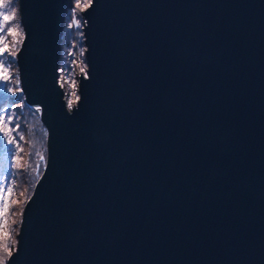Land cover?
<instances>
[{"label": "water", "instance_id": "95a60500", "mask_svg": "<svg viewBox=\"0 0 264 264\" xmlns=\"http://www.w3.org/2000/svg\"><path fill=\"white\" fill-rule=\"evenodd\" d=\"M46 129L9 264H264V0H93L70 110L72 0H16Z\"/></svg>", "mask_w": 264, "mask_h": 264}, {"label": "trees", "instance_id": "16d2710c", "mask_svg": "<svg viewBox=\"0 0 264 264\" xmlns=\"http://www.w3.org/2000/svg\"><path fill=\"white\" fill-rule=\"evenodd\" d=\"M14 7L17 8L16 2ZM72 7L73 9L75 8V2ZM72 7L67 10L66 14L68 16L64 20L58 65V81L63 88L66 105L68 99H75L72 95L73 92L75 96H78L76 89L77 75L80 68L85 66L82 33H79L78 30L80 29H76L75 26L72 28L68 27V24L71 23L69 12H72ZM77 17L80 18L79 12H77ZM9 26L18 27L23 35L18 12L16 19ZM16 41L18 42H14L12 36H7L10 52H16L18 49L21 41L19 36L16 37ZM0 58L6 59L11 73L10 81H0V113L13 117L9 127L15 129L12 136L15 138L16 144L20 145V149L17 150L16 144H9L8 136L0 132V183L11 186L13 189L10 198L11 206L8 222L12 240L16 241V232L23 204L31 194L34 183L41 174L45 164L46 129L39 118V108L25 101L20 86L16 83L18 77L14 57L5 54V57ZM17 88L19 91L16 90ZM9 89L12 90L9 91ZM5 123L8 122L5 121ZM17 125L19 127H16ZM20 136H23V139H20ZM37 153L44 156L43 161ZM12 240L9 241L10 246H13ZM3 255L5 254L0 251V256Z\"/></svg>", "mask_w": 264, "mask_h": 264}, {"label": "snow or ice", "instance_id": "6c2138e0", "mask_svg": "<svg viewBox=\"0 0 264 264\" xmlns=\"http://www.w3.org/2000/svg\"><path fill=\"white\" fill-rule=\"evenodd\" d=\"M16 0H0V57H5L7 54L10 57H14L16 52L9 51V45L7 44V36H12L14 42L16 37L19 36L20 39H23L22 32L20 29L10 27L9 25L16 19L18 9L14 7ZM93 0H75V8L72 10L71 14V23L68 24L69 28L80 27L81 21L77 18V12H84L86 9L92 6ZM6 33V34H5ZM82 74L85 73L83 67L80 68ZM11 79V73L9 67L7 66L6 59L0 58V81L8 82ZM16 83L19 84V80H16ZM12 89H9L11 91ZM19 91V89H16ZM72 95L75 99H68L67 105L71 110L73 105L79 99L78 96H75L73 92ZM39 110V109H38ZM13 120V117L10 115H5L0 113V132L8 136L9 144H16L15 138L12 136V133L15 131L14 128L9 127L10 122ZM7 121L8 123H5ZM16 127H19L17 125ZM20 139H23V136H20ZM17 150L20 149V145L16 144ZM40 159L43 161L44 156L40 155ZM13 189L11 186L0 183V251L5 255L0 256V264H9L12 259L13 253L16 250L14 245L16 241L12 240L11 231L8 222L9 210H10V198L12 195ZM27 201H25L26 203ZM23 213L21 212V217ZM12 240V245H9V241Z\"/></svg>", "mask_w": 264, "mask_h": 264}, {"label": "rangeland", "instance_id": "374dc122", "mask_svg": "<svg viewBox=\"0 0 264 264\" xmlns=\"http://www.w3.org/2000/svg\"><path fill=\"white\" fill-rule=\"evenodd\" d=\"M72 2H73V4H74L75 0H72ZM70 9H71V8H70ZM72 9H73V7H72ZM69 14H70V15H69V17H70L69 20L71 21V14H72V12L70 11ZM79 14H80V12H79ZM67 16H68V15H67ZM67 16H66V18H67ZM66 18H65V19H66ZM77 18H78V17H77ZM78 19L81 20V16H80V18H78ZM76 29H80V30H78V32L80 33V32H81V24H80V27H76ZM81 33H82V32H81ZM83 68L85 69V66H84ZM76 81H77V80H76ZM58 82H59V81H58ZM59 83H60V82H59ZM60 85H61V84H60ZM76 89H77V88H76ZM64 99H65V98H64ZM67 107H68V106H67Z\"/></svg>", "mask_w": 264, "mask_h": 264}, {"label": "flooded vegetation", "instance_id": "af4514ba", "mask_svg": "<svg viewBox=\"0 0 264 264\" xmlns=\"http://www.w3.org/2000/svg\"><path fill=\"white\" fill-rule=\"evenodd\" d=\"M67 16V14L65 15V17ZM81 21V20H80Z\"/></svg>", "mask_w": 264, "mask_h": 264}]
</instances>
